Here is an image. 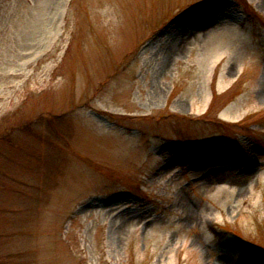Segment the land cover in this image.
<instances>
[{
  "label": "rangeland",
  "instance_id": "1",
  "mask_svg": "<svg viewBox=\"0 0 264 264\" xmlns=\"http://www.w3.org/2000/svg\"><path fill=\"white\" fill-rule=\"evenodd\" d=\"M0 264H264V0H0Z\"/></svg>",
  "mask_w": 264,
  "mask_h": 264
}]
</instances>
